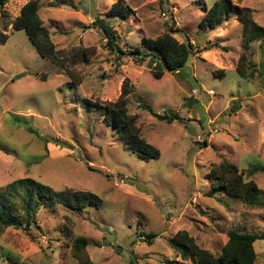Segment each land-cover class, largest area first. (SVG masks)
<instances>
[{
    "label": "rangeland",
    "instance_id": "obj_1",
    "mask_svg": "<svg viewBox=\"0 0 264 264\" xmlns=\"http://www.w3.org/2000/svg\"><path fill=\"white\" fill-rule=\"evenodd\" d=\"M31 1L38 3V16L57 51L67 56L88 51V63L68 62L73 80L40 58L23 31L11 29ZM215 1L5 0L0 7V34L6 35L0 42V191L31 179L54 191L93 193L102 204L82 211L40 208V230L0 226V264L7 259L79 264L72 255L77 239L87 243L88 264H191L168 245L180 231L215 257L231 232L264 234V207L225 196L208 182L209 171L222 161L238 172L264 167L262 45H251L247 72L253 78L240 79L236 17L211 30L198 29L202 9ZM231 1L250 9L264 29V0ZM117 3L129 9L127 19L107 16ZM96 19L113 29L123 52L170 27L179 43L188 40L193 46L191 59L179 72L155 79L149 59L109 51ZM124 83L131 88L128 113L141 137L160 152L158 159L124 149L101 112L86 103L115 102ZM140 104L158 114L177 113L182 121H158ZM251 180L264 193V172ZM145 235L154 236L150 244L140 241ZM253 247L255 264H264V240Z\"/></svg>",
    "mask_w": 264,
    "mask_h": 264
},
{
    "label": "trees",
    "instance_id": "obj_2",
    "mask_svg": "<svg viewBox=\"0 0 264 264\" xmlns=\"http://www.w3.org/2000/svg\"><path fill=\"white\" fill-rule=\"evenodd\" d=\"M5 0H0V7ZM51 7H59V3H51ZM38 3L31 1L20 11V15L11 24L13 31H23L37 55L49 61L58 70H63L74 79L68 70V62L88 63L87 50H79L70 56L56 50L51 41L48 29L43 26L38 16ZM203 16L198 23L199 30H211L222 25L231 16L236 17L241 25V55L236 68L237 76L242 80L253 78V72H247L249 57H251V45L259 42L264 52V29L257 25L252 17V11L246 7H240L231 0H216L209 8L202 9ZM130 11L120 3L113 4L107 16L127 19ZM2 13V17H4ZM96 27L106 39L109 51L130 56L136 60L149 59L154 65L152 75L160 79L165 72H179L190 61L193 46L190 42L179 43L173 38L172 29L154 39H142V47H135L128 52H123L116 45V35L113 29L103 19H96ZM6 35L0 34V42L4 43ZM146 51V52H144ZM251 66V63H250ZM252 71L255 67L252 64ZM131 88L126 83L122 85L119 98L115 102H98L91 104L95 111H100L102 122L106 127L112 128L116 137L122 143L124 149L137 154L142 159H158L160 152L148 144L140 135L135 117L128 113L127 97ZM139 109L147 111L158 121L171 124L174 121H182L177 113L158 114L153 112L149 105L140 104ZM2 150V149H1ZM247 172H238L236 166L222 161L214 166L208 173V182L212 189L220 190L225 196L235 198L248 206L264 207V193H262L252 177L264 172V167H251ZM248 176V177H247ZM250 178V179H249ZM102 200L95 194L86 191L65 189L54 191L50 187L37 183L31 179H22L12 182L3 191H0V226L23 228L29 231L31 228L40 230L37 223V212L40 208H48L59 205L72 211H82L86 207H99ZM153 235L140 236L143 243L150 244ZM257 240H264V234H248L231 232L219 256L215 257L206 250L201 249L194 239L186 232L180 231L176 236L168 239V245L174 249L183 260H189L191 264H255L256 254L253 244ZM87 243L77 239L72 245V255L79 264H88L84 250ZM8 264H18L7 259Z\"/></svg>",
    "mask_w": 264,
    "mask_h": 264
}]
</instances>
